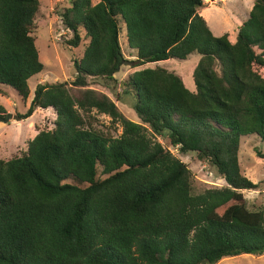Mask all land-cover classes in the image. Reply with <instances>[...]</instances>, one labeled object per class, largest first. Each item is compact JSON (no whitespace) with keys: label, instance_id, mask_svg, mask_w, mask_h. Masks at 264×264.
<instances>
[{"label":"trees","instance_id":"1","mask_svg":"<svg viewBox=\"0 0 264 264\" xmlns=\"http://www.w3.org/2000/svg\"><path fill=\"white\" fill-rule=\"evenodd\" d=\"M202 0H72L60 19L67 42H88L71 83L36 86L28 109L55 114L26 149L0 159V264H217L264 255V211L241 191V139L264 141V0H253L235 42L213 35ZM39 0H0V95L25 102L43 70L30 35ZM125 29L134 68L120 83L139 122L127 119L89 79L114 81ZM80 32L84 34L81 39ZM200 58L194 91L158 63ZM93 112L121 127L115 137ZM5 110L0 106V119ZM161 140L162 143L159 141ZM193 155L225 183L198 189L175 155ZM263 158L264 157H260Z\"/></svg>","mask_w":264,"mask_h":264},{"label":"rangeland","instance_id":"2","mask_svg":"<svg viewBox=\"0 0 264 264\" xmlns=\"http://www.w3.org/2000/svg\"><path fill=\"white\" fill-rule=\"evenodd\" d=\"M72 0H39V11L34 19V29L30 34L35 40L43 70L28 81L30 95L23 102L12 90L5 89V95H0V106L5 110V116L11 115L6 123L0 122V159L9 160L11 156L19 154L26 149L28 141L40 130H51L54 126L55 114L51 109H37L34 114L23 121H17L15 115L23 114L28 109L36 86L41 84L71 83L75 76L73 62L83 56L87 40L80 32L81 42L74 48L67 44L72 38V33L67 30L60 19L63 8L70 6ZM99 0H91L95 5ZM204 7L199 14L206 22L214 36L227 34L231 43L235 42L237 30L241 23L248 18L253 6V0H202ZM120 44L124 59L128 61L122 64L113 75L114 81L103 79H89L90 88L108 95L116 104L120 112L129 120L139 122L132 109V98L124 95L120 87L129 74L144 69L153 68L154 65H145L134 68V53L127 49L124 27L119 34ZM199 56L193 54L186 60H168L158 63L162 68L174 72L181 77L185 87L194 91L192 73L196 67ZM93 125L95 128L109 132L117 137L122 129L105 115L93 112ZM5 118V117H4ZM161 143L162 141L159 140ZM192 172L195 179V187L198 189L221 187L225 183L220 179L216 171L207 164L200 163L191 155H179L175 149L170 148ZM264 141L256 136H247L241 139L238 151V162L241 173L258 188L251 191H241L246 207L250 211L262 209L264 211ZM217 264H264V255L260 257L242 255L234 258H226Z\"/></svg>","mask_w":264,"mask_h":264},{"label":"water","instance_id":"3","mask_svg":"<svg viewBox=\"0 0 264 264\" xmlns=\"http://www.w3.org/2000/svg\"><path fill=\"white\" fill-rule=\"evenodd\" d=\"M11 118V115L10 114H8L4 119H0V122H2V123H6V122H8V120Z\"/></svg>","mask_w":264,"mask_h":264}]
</instances>
